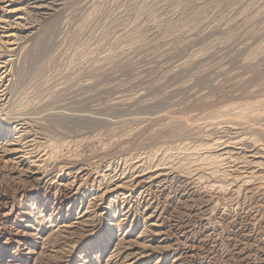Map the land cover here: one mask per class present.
<instances>
[{"label": "rangeland", "instance_id": "rangeland-1", "mask_svg": "<svg viewBox=\"0 0 264 264\" xmlns=\"http://www.w3.org/2000/svg\"><path fill=\"white\" fill-rule=\"evenodd\" d=\"M264 264V0H0V264Z\"/></svg>", "mask_w": 264, "mask_h": 264}, {"label": "bare ground", "instance_id": "bare-ground-1", "mask_svg": "<svg viewBox=\"0 0 264 264\" xmlns=\"http://www.w3.org/2000/svg\"><path fill=\"white\" fill-rule=\"evenodd\" d=\"M8 264H19L18 260L16 259H10L7 261Z\"/></svg>", "mask_w": 264, "mask_h": 264}]
</instances>
